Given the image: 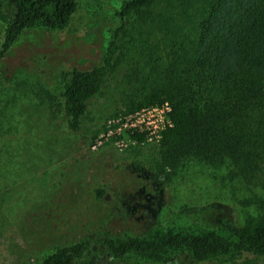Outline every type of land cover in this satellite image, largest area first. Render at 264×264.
<instances>
[{
    "label": "rangeland",
    "instance_id": "374dc122",
    "mask_svg": "<svg viewBox=\"0 0 264 264\" xmlns=\"http://www.w3.org/2000/svg\"><path fill=\"white\" fill-rule=\"evenodd\" d=\"M122 1L80 0L69 26L29 29L0 60V264H34L94 230L135 235L167 222L264 216V182L196 160L156 170L159 139L124 127L135 112H126L137 86L129 74L152 37L134 12L121 21ZM121 23L114 69L74 131L61 71L102 63ZM177 264H264V256L198 263L183 254Z\"/></svg>",
    "mask_w": 264,
    "mask_h": 264
},
{
    "label": "trees",
    "instance_id": "16d2710c",
    "mask_svg": "<svg viewBox=\"0 0 264 264\" xmlns=\"http://www.w3.org/2000/svg\"><path fill=\"white\" fill-rule=\"evenodd\" d=\"M79 3L0 0V60L29 29L69 26ZM132 12L152 39L143 40L142 64L129 74L137 86L126 112L171 106L156 170H181L196 160L264 182V0H123L116 13L122 21ZM122 29L123 23L112 28L102 63L61 71L63 109L74 131L114 69ZM183 254L198 263L264 256V216L214 226L167 222L135 235L94 230L34 264H177Z\"/></svg>",
    "mask_w": 264,
    "mask_h": 264
},
{
    "label": "built area",
    "instance_id": "2783aa9c",
    "mask_svg": "<svg viewBox=\"0 0 264 264\" xmlns=\"http://www.w3.org/2000/svg\"><path fill=\"white\" fill-rule=\"evenodd\" d=\"M170 110L171 106L168 102L145 106L124 116L123 125L132 134L144 133L160 139L165 127L171 125L168 115Z\"/></svg>",
    "mask_w": 264,
    "mask_h": 264
}]
</instances>
